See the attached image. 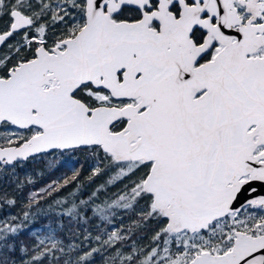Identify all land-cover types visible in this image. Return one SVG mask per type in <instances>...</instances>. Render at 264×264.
Listing matches in <instances>:
<instances>
[{
	"label": "snow or ice",
	"instance_id": "1",
	"mask_svg": "<svg viewBox=\"0 0 264 264\" xmlns=\"http://www.w3.org/2000/svg\"><path fill=\"white\" fill-rule=\"evenodd\" d=\"M57 151L0 264H264V0H0V179Z\"/></svg>",
	"mask_w": 264,
	"mask_h": 264
},
{
	"label": "trees",
	"instance_id": "2",
	"mask_svg": "<svg viewBox=\"0 0 264 264\" xmlns=\"http://www.w3.org/2000/svg\"><path fill=\"white\" fill-rule=\"evenodd\" d=\"M93 167V161L89 159L83 152H72L65 151L62 154L57 151L55 155L40 154L35 160H31L24 164L22 167L16 169L17 175L20 179L25 177H31L34 181L32 185H28L22 188L21 191H15V184L11 182L9 177L0 179V191L7 192L10 198H15L17 204L10 210L5 209L10 215H16L21 207L27 202V196L31 191H38L45 188L52 181L59 180L63 183L65 177H71L75 170L80 171L79 180L83 184L77 189L75 183L69 185L67 188L63 189L58 197L56 198H68L70 192H76V195L81 199H87L93 190H95L106 177L101 176L94 179V182H89L86 180L91 173ZM11 172V169H9ZM120 186L111 188L105 195H112L119 190ZM104 199L105 196L100 197ZM51 199L49 203H51ZM47 208V204L43 205ZM123 217L124 223L129 222L127 215L122 212L118 216V219ZM50 223V221H48Z\"/></svg>",
	"mask_w": 264,
	"mask_h": 264
}]
</instances>
